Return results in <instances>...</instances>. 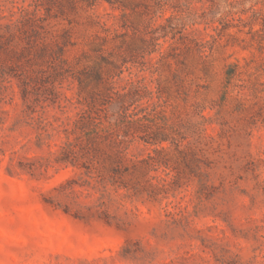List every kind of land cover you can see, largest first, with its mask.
Returning <instances> with one entry per match:
<instances>
[{"label": "rangeland", "instance_id": "374dc122", "mask_svg": "<svg viewBox=\"0 0 264 264\" xmlns=\"http://www.w3.org/2000/svg\"><path fill=\"white\" fill-rule=\"evenodd\" d=\"M0 264H264V0H0Z\"/></svg>", "mask_w": 264, "mask_h": 264}]
</instances>
